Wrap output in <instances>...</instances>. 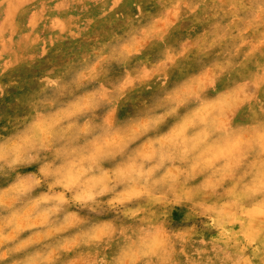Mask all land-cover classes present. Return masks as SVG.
Wrapping results in <instances>:
<instances>
[{"label": "clouds", "instance_id": "9594fccd", "mask_svg": "<svg viewBox=\"0 0 264 264\" xmlns=\"http://www.w3.org/2000/svg\"><path fill=\"white\" fill-rule=\"evenodd\" d=\"M25 3L10 29L0 0V264H264V0Z\"/></svg>", "mask_w": 264, "mask_h": 264}, {"label": "rangeland", "instance_id": "374dc122", "mask_svg": "<svg viewBox=\"0 0 264 264\" xmlns=\"http://www.w3.org/2000/svg\"><path fill=\"white\" fill-rule=\"evenodd\" d=\"M9 3L12 5L11 8H6V14L4 16V23H8L9 28L13 29L12 21L15 19L18 23L23 24L25 20L28 21L30 25L35 26V23L38 20V14L36 12H32L29 15L31 8L33 7L30 4H26L25 0H9ZM120 0H112L111 7L108 11H112L115 9ZM135 11V9H133ZM139 12V9H137ZM76 14V13H74ZM106 13H102L104 15ZM93 21L89 18L85 20L83 23L80 22L79 17H74L69 15L67 19L61 18L60 16L53 17L48 24V32L49 36L46 40L41 37H37L32 41V44L35 45L37 41H39V56L43 57L47 54L50 47H54L57 43L62 42L65 39V34L67 33V38L71 40L78 39L80 36V31L82 29H86L88 25H90ZM3 67L7 69L9 64L6 62ZM29 73L19 72L16 74L14 78L18 79H30ZM13 95H19L15 90H13ZM21 112V109L16 105V103L12 100L11 97H7L6 99L0 100V115H4L6 117H14L17 116ZM127 109L121 112V116L125 115ZM8 128V120L5 119L3 123H0V131L7 132ZM182 219L181 215H174V221L176 224H179ZM204 236H200L198 240L193 241V245L191 250L193 252H199V245L204 243ZM208 239H212V236L209 235Z\"/></svg>", "mask_w": 264, "mask_h": 264}]
</instances>
